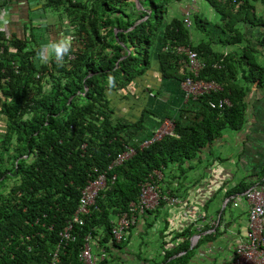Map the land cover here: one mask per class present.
Returning a JSON list of instances; mask_svg holds the SVG:
<instances>
[{"label":"trees","instance_id":"trees-1","mask_svg":"<svg viewBox=\"0 0 264 264\" xmlns=\"http://www.w3.org/2000/svg\"><path fill=\"white\" fill-rule=\"evenodd\" d=\"M170 1L147 0L142 9L140 0H38L54 12L64 35L73 37L63 66L54 58L47 63L37 58L42 46L30 29L24 31L25 13L17 14L14 26L20 25L19 30L0 33V264H81L77 255L86 237L104 253L96 264H107L109 254L125 246L132 228L115 242L111 220L136 201L139 184L153 171L192 160L224 129L242 128L246 93L250 86L264 89V65L256 63L251 48L237 58L213 52L208 42L192 44L183 17L166 20ZM234 1L241 3L215 2L235 9L233 22L225 26L238 43L243 35L233 23L244 21L241 12L250 7L247 0ZM10 4L17 6L18 0ZM192 24H198L194 17ZM51 27L49 35L59 38L61 33ZM259 38L257 44L264 48V32ZM176 45L196 52L203 62L196 78L214 81L221 90L187 100L190 108L179 110L172 135L138 149L133 140L144 137L143 116L149 113L144 100L152 91L159 94V88L142 83L151 68L160 81L192 77L179 64ZM109 74L115 78L112 89ZM218 98L230 105L210 108L208 102ZM127 144L135 148L134 155L109 167ZM100 172L106 174L104 188L81 224H72V239L62 243L58 234L75 211L80 190ZM249 187L239 183L232 191ZM190 233L186 228L176 234L182 242L156 264H182L187 252L171 257L188 249Z\"/></svg>","mask_w":264,"mask_h":264},{"label":"crops","instance_id":"crops-1","mask_svg":"<svg viewBox=\"0 0 264 264\" xmlns=\"http://www.w3.org/2000/svg\"><path fill=\"white\" fill-rule=\"evenodd\" d=\"M247 1L250 8L246 7L247 9L241 12L244 21L233 23L236 25L234 28L243 35V39L238 43L232 41L233 34L229 33L225 26L228 21L233 22L235 9L217 5L214 0H171L165 10L166 20L172 17L181 18L185 13H189L192 44L208 42L213 52L230 54L237 58L251 48L256 51L252 53L254 60L261 66L264 65V48L257 42L259 35L264 32V5L261 0ZM146 2L147 0H140L142 9L148 7ZM21 4L23 6H20ZM9 6L10 8L2 11L7 12L8 23L4 25L0 21V28L3 29L0 30L1 34H9L7 32L12 30L11 27L20 29V25L14 26L19 13H25L24 21L27 25L23 28L24 31L30 29L42 49L48 44L47 39H58L49 35L47 26L51 25L61 35L65 34V31L58 28L60 26L57 25L54 12L42 8L38 0H18V8L11 4ZM23 7L24 12L20 11ZM134 10L138 11L136 5ZM202 13L208 15L212 22L204 20ZM228 13L231 15L228 16ZM193 17L197 25L192 24ZM35 29L42 31L36 35ZM160 34L161 32L158 38ZM241 69H245V66L242 65ZM142 83L153 89L159 88L158 96L155 97L150 92L143 105L146 106L148 101L154 98L163 103L168 102L172 116L167 113L168 116L160 118L159 123L150 121L144 126L145 130L141 136L152 133L161 121L176 119L180 109L190 108L191 103L183 99L178 82L171 79L160 81L159 75L153 73V68ZM245 102V122L240 130L224 129L219 138L192 160L181 166L169 165L162 170L157 183L159 188L178 197L181 203L173 206L160 204L154 210L138 216L128 233L125 246L120 250L114 249L109 254L111 257L106 255V258L110 257L107 264L159 263L166 251L182 242L183 238L177 237L176 234L186 228L191 232L188 249L172 256L171 259L187 252L188 256L182 264H228L232 260L234 246L246 229V204L243 193L247 189L240 193L232 190L239 183L252 187L264 179V89L250 86ZM189 115L187 114V117ZM184 205L191 207L193 212L184 211ZM218 216L220 220L217 223ZM97 251L93 243L92 252Z\"/></svg>","mask_w":264,"mask_h":264},{"label":"built area","instance_id":"built-area-1","mask_svg":"<svg viewBox=\"0 0 264 264\" xmlns=\"http://www.w3.org/2000/svg\"><path fill=\"white\" fill-rule=\"evenodd\" d=\"M11 0H0V11L6 10ZM219 3L229 2L234 7L240 3L234 0H215ZM31 11V10H30ZM183 24L189 28L191 21L189 13L183 15ZM47 39V43L51 42ZM174 51L178 56H182L179 64L191 73L192 77H186L179 81L178 88L182 93L183 99L196 100L201 95L216 93L221 90L220 86L214 81L197 79L198 72L203 67V62L198 58L196 52L188 46L176 45ZM3 48L0 45V55ZM210 108L222 109L230 105L226 98H218L215 101L208 102ZM173 121L164 120L161 125L152 133L144 136L141 139L133 140L138 149L146 148L150 144L160 140L165 135H172ZM135 153V148L131 144L123 147L122 151L117 153L111 165H119L123 161L129 159ZM96 172V171H94ZM113 176L110 180H113ZM161 178V173L153 171L145 181L139 184L137 199L135 202H130L127 209L111 220L110 235L115 242H120L126 237L129 228L133 227L138 216L154 210L161 202L168 206H173L181 203V200L167 192H162L158 186V181ZM105 172L97 173L96 176L88 181L80 190L78 203L75 211L70 217V220L58 234L60 241L65 243L69 241L71 226L74 223L81 224V216L88 213L89 208L93 205L97 193L104 188L106 184ZM243 198L246 204V229L242 237L239 239L233 249L232 260L228 264H264V183H259L248 188L243 193ZM184 211L193 212L188 205L182 206ZM53 254V258L55 257ZM104 257L101 249L97 253L92 252L91 240L86 237L84 244L77 255V259L81 264H96ZM48 264H53L50 261Z\"/></svg>","mask_w":264,"mask_h":264},{"label":"clouds","instance_id":"clouds-1","mask_svg":"<svg viewBox=\"0 0 264 264\" xmlns=\"http://www.w3.org/2000/svg\"><path fill=\"white\" fill-rule=\"evenodd\" d=\"M7 15L6 11L0 12V21L4 25L8 23ZM0 30L3 29L0 28ZM72 42L73 37L71 35H61L57 40L49 42L44 49L37 51V58L43 63H47L54 58L58 66H63L64 57L72 51ZM107 86L108 89L115 87V78L111 74L107 77Z\"/></svg>","mask_w":264,"mask_h":264},{"label":"rangeland","instance_id":"rangeland-1","mask_svg":"<svg viewBox=\"0 0 264 264\" xmlns=\"http://www.w3.org/2000/svg\"><path fill=\"white\" fill-rule=\"evenodd\" d=\"M156 2V1H155ZM147 4V2H146ZM172 16V15H170ZM204 20L208 21V22H212L210 19V17L208 15H206L205 13H202L201 15ZM36 30V35L40 34L39 32L42 31L40 29H35ZM208 33V31H206ZM47 42V41H46ZM142 81L140 80L138 83H141ZM155 91H152L151 95L155 96ZM158 96V94L156 95ZM153 101V102H152ZM149 103L145 106V109L149 112L148 114H144L143 116V120H144V126H147L148 123H150V121H158L160 118L164 117V116H172L171 111H169L170 109V104L168 102H162V101H157L155 98L154 99H150L148 101ZM168 113V115H167ZM149 114L154 115L155 117H151ZM167 118V117H166ZM164 120V119H163ZM154 121V122H155ZM159 123V121H158ZM162 121L160 122L159 126L161 125ZM158 126V127H159ZM157 127V128H158ZM1 131V130H0ZM242 232V231H240ZM93 245V243H91ZM235 247V246H234Z\"/></svg>","mask_w":264,"mask_h":264},{"label":"water","instance_id":"water-1","mask_svg":"<svg viewBox=\"0 0 264 264\" xmlns=\"http://www.w3.org/2000/svg\"><path fill=\"white\" fill-rule=\"evenodd\" d=\"M219 220H220V219H219V216H218V218H217V223H218Z\"/></svg>","mask_w":264,"mask_h":264}]
</instances>
